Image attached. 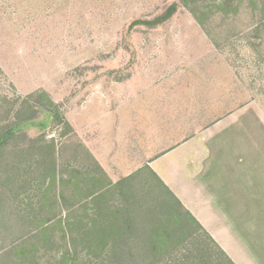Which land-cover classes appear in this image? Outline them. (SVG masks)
Listing matches in <instances>:
<instances>
[{"label": "rangeland", "instance_id": "374dc122", "mask_svg": "<svg viewBox=\"0 0 264 264\" xmlns=\"http://www.w3.org/2000/svg\"><path fill=\"white\" fill-rule=\"evenodd\" d=\"M33 102L35 116L17 122L15 109L24 115ZM121 113L153 128L149 152L217 122H249L245 131L258 144L264 0H0V124L12 131L0 176V264H110L64 234L58 216L115 223L119 229L107 234L122 241L117 251L131 256L129 264H139L132 257L141 249L126 247L125 238H153L160 223L175 226L158 205L161 198L176 204L150 172L120 186L98 163L108 158L118 173L114 164L127 154L114 129L101 124ZM82 187L101 189L74 205ZM187 226L173 235L191 236L195 228ZM192 237L184 249L204 251ZM181 254L182 245L155 264H191Z\"/></svg>", "mask_w": 264, "mask_h": 264}, {"label": "crops", "instance_id": "0c3cea01", "mask_svg": "<svg viewBox=\"0 0 264 264\" xmlns=\"http://www.w3.org/2000/svg\"><path fill=\"white\" fill-rule=\"evenodd\" d=\"M127 117L122 114L109 125L101 121L104 129H114L119 152L127 153L114 164L118 173L112 171L108 158H99L108 177L116 182L150 172L234 264H264L263 125L258 122V144L250 142L245 131L249 122H217L214 125H226L230 132L218 133L214 125L209 132L192 126L193 131L186 130L179 139L149 152L146 144L153 128L134 126L125 121ZM179 128L182 131V125ZM104 129L100 127V137H107Z\"/></svg>", "mask_w": 264, "mask_h": 264}, {"label": "trees", "instance_id": "16d2710c", "mask_svg": "<svg viewBox=\"0 0 264 264\" xmlns=\"http://www.w3.org/2000/svg\"><path fill=\"white\" fill-rule=\"evenodd\" d=\"M27 104V102H25ZM37 111L35 102L27 106L26 114L23 113L22 106H19L15 109L16 121L22 122L28 119H31L35 116ZM51 114V113H50ZM52 115V114H51ZM12 131H10L9 126L0 124V176H4L8 165L4 162V159L9 153L7 149V139L8 137H12ZM21 151V150H20ZM53 164V170H54ZM133 177H126L118 182L120 186H123L128 181L132 180ZM160 189L165 192L166 196L172 198L175 202V206H170L165 203V199L161 198V202L158 207L160 211L162 210L164 218H170L173 222H175V226L171 227L169 224L160 223L159 226L155 227L156 237H148L147 239H130L125 238L123 243L128 248H137L139 250L138 254L132 258L138 260L139 264H155L161 259L167 257L171 253H173L174 249L180 247L182 245V258L188 260L191 264H234L233 261L227 257V255L220 249V247L215 243V241L210 237V235L200 226V224L191 216V214L186 211L182 205L173 197V195L168 191V189L162 184V182L155 176ZM51 182L55 181L54 174L51 177ZM63 184H67V181L61 179ZM82 187V189L78 190V192H74V196L78 195L80 201L76 200L75 204H81L80 206H85V200L93 195H96L98 191L101 189L100 187L91 191H86ZM59 199L65 200L66 192L61 188L58 192ZM152 207V206H151ZM177 208V209H174ZM165 213V214H164ZM183 213V214H182ZM180 215H183L185 218H180ZM99 219L92 220L91 223H82L77 220H70L69 216L62 218V216H58L57 224L63 230L64 234H67L72 240L79 239L80 242L85 246V249L88 251L89 255L94 258H103L106 255L109 256L110 264H129L131 260V256L127 257L126 255H122L120 251H117L119 247L122 248L121 243L112 235H108L107 233H114L119 229V227L115 223L111 224H101ZM190 223V224H189ZM83 224V225H82ZM134 228L136 222H132ZM193 225L195 228L194 232H191V236H174V232H184L188 229L187 225ZM83 226L81 230L73 234V230L76 228L79 229L80 226ZM109 225V227H107ZM135 228V229H136ZM114 235V234H113ZM194 240H200L204 245V251L198 249L197 252L192 254V252L185 250L186 243L188 239L193 238ZM120 243V244H119ZM116 249V250H115ZM148 249V250H143ZM69 251L62 255V259H66L69 257ZM216 254V255H215ZM216 256V257H215ZM183 262V260H182Z\"/></svg>", "mask_w": 264, "mask_h": 264}]
</instances>
